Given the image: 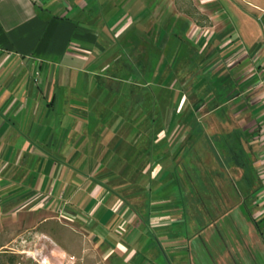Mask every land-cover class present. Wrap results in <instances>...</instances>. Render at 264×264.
Here are the masks:
<instances>
[{"label":"crops","instance_id":"crops-1","mask_svg":"<svg viewBox=\"0 0 264 264\" xmlns=\"http://www.w3.org/2000/svg\"><path fill=\"white\" fill-rule=\"evenodd\" d=\"M53 192L79 264H264V0H0V209Z\"/></svg>","mask_w":264,"mask_h":264},{"label":"rangeland","instance_id":"rangeland-1","mask_svg":"<svg viewBox=\"0 0 264 264\" xmlns=\"http://www.w3.org/2000/svg\"><path fill=\"white\" fill-rule=\"evenodd\" d=\"M32 201L15 209H0V264H79L80 239L91 228L83 227L80 218L67 219L62 193L37 194ZM88 239L85 249L92 246Z\"/></svg>","mask_w":264,"mask_h":264},{"label":"trees","instance_id":"trees-1","mask_svg":"<svg viewBox=\"0 0 264 264\" xmlns=\"http://www.w3.org/2000/svg\"><path fill=\"white\" fill-rule=\"evenodd\" d=\"M126 67H127V69H129V70H128V71L130 72L129 74H139V70H137L135 67L130 66V65H126ZM165 68L167 69V66H166ZM167 70H168V71H167L166 75H167V74H171V73L173 72L172 69H171V66H168V69H167ZM166 75H165V76H166ZM171 78H172V77H171ZM171 78H170V80H171ZM170 80L167 82V84L170 83ZM198 98H199V97H198ZM167 101H168V99L165 97V98L163 99V103L166 104ZM144 104H145L146 108L149 110V120H151L152 118H150V117H151L150 114H151L152 111H154V109H155V107H156V101H155V97L152 96V94H151L150 91L148 92V97L145 99V103H144ZM165 104H163V106L166 107ZM243 164H245L246 167H247L248 169H250V166H249V164L247 163L246 160L243 161ZM9 262H11V260H9Z\"/></svg>","mask_w":264,"mask_h":264},{"label":"bare ground","instance_id":"bare-ground-1","mask_svg":"<svg viewBox=\"0 0 264 264\" xmlns=\"http://www.w3.org/2000/svg\"><path fill=\"white\" fill-rule=\"evenodd\" d=\"M55 249V248H54ZM57 251L56 250H54L53 251V255H57V253H56ZM32 255V254H31ZM51 255H52V253L51 254H49V256L51 257ZM65 260V259H64ZM65 262V261H64Z\"/></svg>","mask_w":264,"mask_h":264}]
</instances>
